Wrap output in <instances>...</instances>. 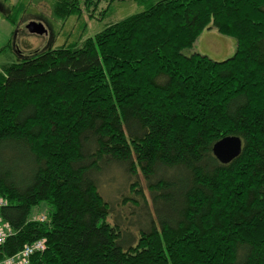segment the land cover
Here are the masks:
<instances>
[{"label": "trees", "instance_id": "1", "mask_svg": "<svg viewBox=\"0 0 264 264\" xmlns=\"http://www.w3.org/2000/svg\"><path fill=\"white\" fill-rule=\"evenodd\" d=\"M101 1L84 0L91 20ZM132 1L143 11L0 69V260L44 240L29 264H264V0ZM211 28L232 57L188 52ZM228 136L242 151L223 164ZM115 166L131 178L120 221L100 190Z\"/></svg>", "mask_w": 264, "mask_h": 264}, {"label": "rangeland", "instance_id": "2", "mask_svg": "<svg viewBox=\"0 0 264 264\" xmlns=\"http://www.w3.org/2000/svg\"><path fill=\"white\" fill-rule=\"evenodd\" d=\"M18 0H0V69L9 62H20L24 58L35 56L38 52L49 48H59L62 46H71L89 37L95 36L98 32L105 29L111 22L120 21L128 16L143 11L144 7L139 6L132 0H102L97 20H91L88 15L84 0H80L83 9V17H71L66 21L57 19L52 13L51 0H25L26 11L18 15L15 26L11 25L5 18L10 12L12 6ZM110 8L104 19H99V13L103 9ZM31 22L41 23L45 26L47 33L40 35L31 33L27 26ZM237 48V42L234 38L225 36L216 28L205 30L197 39L192 50L189 53H201L207 55L213 60H227L232 57ZM110 170V169H109ZM139 180L143 179L139 175ZM131 178L118 167H113L110 171L104 173L100 178V190L104 198L115 206V216L119 221L121 216L126 213L129 216L130 210L124 208V203L130 197ZM125 199L123 200V196ZM44 204L40 212L44 211ZM124 212V213H123ZM38 211L35 210L34 215ZM112 220V218L110 219ZM122 221H125L124 219ZM134 225H130L134 230L139 227L137 218L133 219Z\"/></svg>", "mask_w": 264, "mask_h": 264}, {"label": "water", "instance_id": "3", "mask_svg": "<svg viewBox=\"0 0 264 264\" xmlns=\"http://www.w3.org/2000/svg\"><path fill=\"white\" fill-rule=\"evenodd\" d=\"M27 29L31 33H37L40 35L47 33L45 26L37 22L29 23ZM241 151L242 141L237 136L225 137L213 146L214 155L223 164H228L233 161L241 154Z\"/></svg>", "mask_w": 264, "mask_h": 264}, {"label": "built area", "instance_id": "4", "mask_svg": "<svg viewBox=\"0 0 264 264\" xmlns=\"http://www.w3.org/2000/svg\"><path fill=\"white\" fill-rule=\"evenodd\" d=\"M4 206V202L0 200V209ZM11 234L10 227L2 220L0 216V246L4 244L7 237ZM45 249V241L39 240L32 244L26 245L18 253L4 257L0 260V264H29L31 256L36 252H41Z\"/></svg>", "mask_w": 264, "mask_h": 264}]
</instances>
